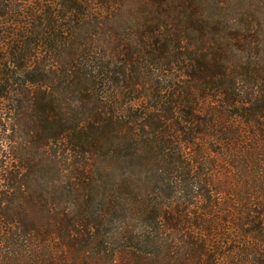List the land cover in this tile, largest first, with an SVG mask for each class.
I'll use <instances>...</instances> for the list:
<instances>
[{"label": "trees", "instance_id": "obj_1", "mask_svg": "<svg viewBox=\"0 0 264 264\" xmlns=\"http://www.w3.org/2000/svg\"><path fill=\"white\" fill-rule=\"evenodd\" d=\"M0 264H264V0H0Z\"/></svg>", "mask_w": 264, "mask_h": 264}]
</instances>
